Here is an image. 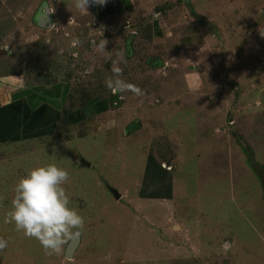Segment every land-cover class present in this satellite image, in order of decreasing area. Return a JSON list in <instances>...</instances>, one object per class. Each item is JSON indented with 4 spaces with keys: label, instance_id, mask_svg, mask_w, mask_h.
I'll return each mask as SVG.
<instances>
[{
    "label": "rangeland",
    "instance_id": "rangeland-1",
    "mask_svg": "<svg viewBox=\"0 0 264 264\" xmlns=\"http://www.w3.org/2000/svg\"><path fill=\"white\" fill-rule=\"evenodd\" d=\"M146 1L123 19L100 21L89 10L72 29L40 30L35 44L27 31L12 36L0 70L49 65L42 78L72 82L67 109L111 96L124 123L123 133H101L97 117L67 123L60 115L48 135L0 141V238L8 242L0 264H264V194L246 157L264 167V0ZM154 15L159 38L148 26ZM101 39L112 59L124 52L123 79L142 96L105 87L112 64L96 50ZM150 155L165 170L161 180L145 173ZM49 163L69 172L70 206L85 220L71 257L72 237L48 256L4 222L17 181ZM166 184L170 198L145 196Z\"/></svg>",
    "mask_w": 264,
    "mask_h": 264
},
{
    "label": "crops",
    "instance_id": "crops-1",
    "mask_svg": "<svg viewBox=\"0 0 264 264\" xmlns=\"http://www.w3.org/2000/svg\"><path fill=\"white\" fill-rule=\"evenodd\" d=\"M190 2H194V0ZM52 3L50 0H0V19L2 18L1 15L7 14V11L10 13V17L6 15L0 21V38L4 42L2 49L0 47V64L1 60H3V54L10 53L8 50L11 48V44H17L14 40L15 37L14 39L12 37L14 34L15 36L17 34L18 39L21 40L23 39L22 32L27 31L29 39L26 43L33 42L35 44L34 42L38 39L40 30H51L60 23L63 28L72 29L75 17L84 13L75 8L74 0H52ZM146 4V0H107L104 6L91 5L87 11L91 10L92 15L97 20L107 21L117 17L121 19L127 18L138 5L146 8ZM15 9L18 12L16 11L15 15H13L12 10L15 11ZM46 9H48L47 12ZM24 10L25 18L22 16ZM157 10L161 12L159 7H157ZM155 16L152 17L148 26L150 27L151 35L154 38H159L163 35V27L158 16ZM198 16L196 17L198 18ZM6 22L8 23L7 26L4 25ZM4 27L7 28L6 32L2 30ZM49 62L50 59L48 64ZM29 66L31 64L26 66L28 70L26 68L20 69L19 66L16 69L5 68L0 70V105L13 101H22L31 109L48 105L62 113V110L66 108L72 82L64 77L55 80L42 78L44 76L40 75L41 72H50L49 65L45 69L40 66L36 68L32 66L33 68L31 69ZM111 98V96L89 98V100L86 99L82 106L69 109L71 111L75 110L71 115L73 116V121L81 123L84 119H79L89 115L90 117H97L96 128L99 132H109L115 126H118L117 131L123 133L124 122L121 121L122 118L119 119L120 116L116 113V110L119 111L120 107L114 108L111 104ZM127 108H130L128 104L125 109Z\"/></svg>",
    "mask_w": 264,
    "mask_h": 264
},
{
    "label": "clouds",
    "instance_id": "clouds-1",
    "mask_svg": "<svg viewBox=\"0 0 264 264\" xmlns=\"http://www.w3.org/2000/svg\"><path fill=\"white\" fill-rule=\"evenodd\" d=\"M107 0H74L76 9L88 13L91 5L104 6ZM78 43V41L73 42ZM108 41L101 39L97 52L111 60V75L105 79V87L113 94L131 92L142 96L143 90L123 79L121 64H127L125 54L120 51L116 59L107 53ZM70 180L69 172L55 163L35 167L21 177L13 189L10 210L5 215L6 224H14L18 232L39 242L48 256L59 255L66 240L81 232L85 225L84 217L71 207L70 197L64 187ZM8 242L0 238V251Z\"/></svg>",
    "mask_w": 264,
    "mask_h": 264
},
{
    "label": "trees",
    "instance_id": "trees-1",
    "mask_svg": "<svg viewBox=\"0 0 264 264\" xmlns=\"http://www.w3.org/2000/svg\"><path fill=\"white\" fill-rule=\"evenodd\" d=\"M193 15L196 16V13H193ZM79 106H82V104ZM74 111L65 108L61 113L48 105L31 109L22 101H13L0 105V141L7 140L14 142L48 135L50 134V122L57 120V117L60 115L63 116L67 123L75 122L73 121V116H71ZM85 118L86 116H83L79 120ZM246 157L249 162L248 164L254 161L253 154L247 155ZM147 159L148 161H146L145 167L146 175L150 178L155 176L158 180L163 179L161 172H165V170L160 167L153 156L150 155ZM170 191L171 185L166 184L165 188L164 186L162 188H156L149 195L145 196L170 198Z\"/></svg>",
    "mask_w": 264,
    "mask_h": 264
},
{
    "label": "water",
    "instance_id": "water-1",
    "mask_svg": "<svg viewBox=\"0 0 264 264\" xmlns=\"http://www.w3.org/2000/svg\"><path fill=\"white\" fill-rule=\"evenodd\" d=\"M48 11V9H46V12ZM201 24L206 27L209 31V33L213 34L215 32V28L212 22H210L208 19L203 18L202 16H198ZM82 162V160H81ZM87 165H89L88 162H85ZM251 167L253 168V171L255 173V175L257 176V178L259 179L260 182V187L263 191L264 194V167L260 164H258L255 161L251 162ZM110 191L112 192V194L114 195L115 199H118L120 197V193L117 191V189L115 188H110ZM80 242V235L75 234L72 236L71 240L69 241L66 249H65V255L67 257H71L72 254L74 253L75 249L78 247V244Z\"/></svg>",
    "mask_w": 264,
    "mask_h": 264
}]
</instances>
